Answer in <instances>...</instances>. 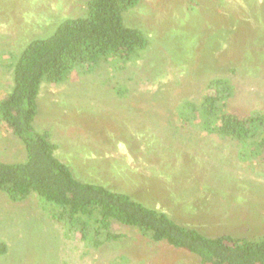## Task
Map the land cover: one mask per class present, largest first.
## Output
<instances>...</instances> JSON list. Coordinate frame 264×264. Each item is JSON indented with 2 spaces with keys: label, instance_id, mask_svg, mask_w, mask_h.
I'll return each instance as SVG.
<instances>
[{
  "label": "rangeland",
  "instance_id": "rangeland-1",
  "mask_svg": "<svg viewBox=\"0 0 264 264\" xmlns=\"http://www.w3.org/2000/svg\"><path fill=\"white\" fill-rule=\"evenodd\" d=\"M84 13L85 0H0V97L20 49ZM125 22L146 33V52L134 63L103 61L94 72L43 84L35 127L51 133L56 155L78 179L128 193L206 233L263 234L264 162L241 159L235 141L168 120L214 76L237 83L233 105L264 110V0H139ZM25 157L1 122L0 160ZM112 230L123 238L86 251L35 196L13 202L0 193V240L8 247L0 264H199L131 227L114 222Z\"/></svg>",
  "mask_w": 264,
  "mask_h": 264
},
{
  "label": "trees",
  "instance_id": "trees-1",
  "mask_svg": "<svg viewBox=\"0 0 264 264\" xmlns=\"http://www.w3.org/2000/svg\"><path fill=\"white\" fill-rule=\"evenodd\" d=\"M138 4L139 0H85L84 14L65 17L13 57L11 86L0 97V123L22 143L26 157L0 160V193L13 202L35 196L63 235L70 238L77 233L86 251L120 241L123 234L112 230L118 222L152 242L194 255L199 264H264V233L254 238L206 233L128 193L78 179L56 155L58 145L51 133L34 125L43 84H60L71 72H94L103 61L113 66L134 63L146 52L150 45L146 33L125 22ZM238 93L237 83L230 78L211 77L201 94L180 100L175 118L168 123L198 127L206 135L235 141L241 159L264 162V110L245 111L233 105ZM7 251L0 240V256Z\"/></svg>",
  "mask_w": 264,
  "mask_h": 264
}]
</instances>
